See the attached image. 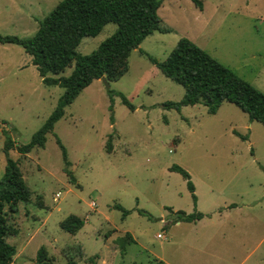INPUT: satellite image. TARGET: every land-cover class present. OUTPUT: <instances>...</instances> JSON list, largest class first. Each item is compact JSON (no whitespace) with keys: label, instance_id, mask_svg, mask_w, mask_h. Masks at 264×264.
<instances>
[{"label":"rangeland","instance_id":"374dc122","mask_svg":"<svg viewBox=\"0 0 264 264\" xmlns=\"http://www.w3.org/2000/svg\"><path fill=\"white\" fill-rule=\"evenodd\" d=\"M59 1L0 0V35L30 37ZM200 1L198 9L190 0H160L157 15L169 31H153L130 50L126 71L104 78L108 86L99 78L82 88L63 107L43 147L25 154L15 147L39 128L62 89L41 83L19 45L0 43V177L5 131L14 143L8 155L30 191L16 212L5 208L8 227L16 230L5 237L15 248L9 264H34L40 246L51 264H264L263 125L226 101L213 114L200 103L179 111L162 107L180 100L183 88L146 56L162 60L187 38L264 93V0ZM114 29L107 23L95 36L82 37L76 51L89 53ZM71 68L49 75L65 76ZM107 88L133 109L118 95L110 100ZM55 137L74 183L63 171ZM171 165L188 173L195 204ZM114 204L127 213L122 216ZM227 204L236 206L229 214L220 209ZM167 207L219 209L221 216L173 223ZM69 214L83 220L74 234L59 227Z\"/></svg>","mask_w":264,"mask_h":264},{"label":"trees","instance_id":"16d2710c","mask_svg":"<svg viewBox=\"0 0 264 264\" xmlns=\"http://www.w3.org/2000/svg\"><path fill=\"white\" fill-rule=\"evenodd\" d=\"M190 1L198 9L201 8L200 0ZM159 4L160 0H60L38 21L37 28L30 37L0 35V43L17 44L30 56V62L43 85L58 86L62 89L52 111L39 128L31 134L26 143L15 147L19 154H25L33 147H43L45 135L62 116L63 107L72 102L82 88L101 76L110 80L122 75L127 69L126 58L130 50L137 48L153 31H169L161 25L157 15ZM107 23H113L115 29L100 41L95 49L87 54L76 51L82 37L95 36ZM146 56L165 77L183 88L180 100L164 101L161 103L162 107L179 111L181 106L200 103L207 113L213 114L219 105L226 101L245 112L250 121H258L264 127V93L238 77L189 39L179 38L162 60L147 54ZM70 65L72 68L69 74L51 76L59 74ZM106 93L110 100L113 95H118L124 105L133 109L120 92L107 88ZM109 108L111 109V105ZM109 120L112 123L111 115ZM2 135L1 149L5 160L0 177V264H9L15 248L5 237L9 232L15 234L16 230L9 229L6 211L16 212L19 201H29L30 191L23 181L17 161L8 155V151L14 146L13 140L5 131H2ZM55 143L60 149L63 171L68 175V181L74 183V177L67 169L69 163L66 150L57 137ZM105 149L107 152L111 150L108 139ZM169 169L181 175L195 204L194 187L188 173L177 165H171ZM113 207L120 210L122 216L127 213L119 204H114ZM167 209L172 213L173 223L194 222L205 216L198 211L186 213L183 210L172 211L170 207ZM82 224L81 218L69 214L59 222V227L74 234ZM118 243L123 246L121 239H118ZM94 257L96 255L87 259L92 261ZM34 264H51L43 246L37 249ZM64 264H74V261L69 259Z\"/></svg>","mask_w":264,"mask_h":264},{"label":"crops","instance_id":"0c3cea01","mask_svg":"<svg viewBox=\"0 0 264 264\" xmlns=\"http://www.w3.org/2000/svg\"><path fill=\"white\" fill-rule=\"evenodd\" d=\"M230 205H233V206H230ZM235 207H236L235 204H227V205H224V206L220 207V209L223 211V213H227V214H229L231 210L235 209ZM237 209H239V208L237 207ZM215 211H216V212H215ZM201 213L205 214V216H203L202 218H200V219H198V220H196V221H194V222H188V223H193V224H195V223L199 222L200 220H202V219H204V218L212 217V214H211V213H216V214H218V215L221 214V212H220L219 209H218V210L211 211V212H201ZM206 215H207V216H206ZM220 216H221V215H220ZM175 223H176V222H175ZM232 227H233V225H232ZM232 227H231V228H232ZM209 241H210L209 239H205V243H203V245L205 244V246H208L207 244H208ZM204 248H205V247H204Z\"/></svg>","mask_w":264,"mask_h":264},{"label":"built area","instance_id":"2783aa9c","mask_svg":"<svg viewBox=\"0 0 264 264\" xmlns=\"http://www.w3.org/2000/svg\"><path fill=\"white\" fill-rule=\"evenodd\" d=\"M156 237H158V238H165V237L163 236V234L161 235L160 233H158V234L156 235Z\"/></svg>","mask_w":264,"mask_h":264},{"label":"water","instance_id":"95a60500","mask_svg":"<svg viewBox=\"0 0 264 264\" xmlns=\"http://www.w3.org/2000/svg\"><path fill=\"white\" fill-rule=\"evenodd\" d=\"M101 81H103L105 83L106 86H108V84L105 82V79L103 76L100 77Z\"/></svg>","mask_w":264,"mask_h":264}]
</instances>
